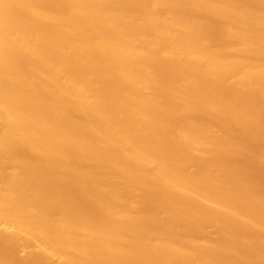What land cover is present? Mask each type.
<instances>
[{
	"label": "bare ground",
	"instance_id": "bare-ground-1",
	"mask_svg": "<svg viewBox=\"0 0 264 264\" xmlns=\"http://www.w3.org/2000/svg\"><path fill=\"white\" fill-rule=\"evenodd\" d=\"M250 159L264 0H0V264H264Z\"/></svg>",
	"mask_w": 264,
	"mask_h": 264
},
{
	"label": "rangeland",
	"instance_id": "rangeland-1",
	"mask_svg": "<svg viewBox=\"0 0 264 264\" xmlns=\"http://www.w3.org/2000/svg\"><path fill=\"white\" fill-rule=\"evenodd\" d=\"M254 148V145H252V149ZM254 151H258L257 149H254ZM249 164V169L252 173H254L255 177L264 184V166L260 167V165L258 164V161L256 159H250L248 161ZM2 227H6L9 228V230L13 231L14 228L13 227H9L8 225L2 224ZM39 241L35 240L33 242V246L29 249L32 252H38L39 251ZM52 264H58L55 261Z\"/></svg>",
	"mask_w": 264,
	"mask_h": 264
}]
</instances>
